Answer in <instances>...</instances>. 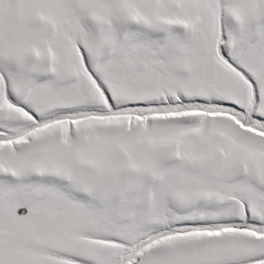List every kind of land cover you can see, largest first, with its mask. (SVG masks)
<instances>
[{"label":"snow or ice","instance_id":"1","mask_svg":"<svg viewBox=\"0 0 264 264\" xmlns=\"http://www.w3.org/2000/svg\"><path fill=\"white\" fill-rule=\"evenodd\" d=\"M0 264H264V0H0Z\"/></svg>","mask_w":264,"mask_h":264}]
</instances>
